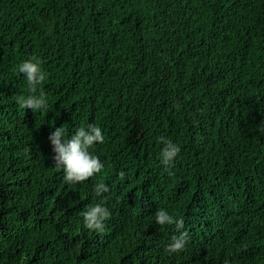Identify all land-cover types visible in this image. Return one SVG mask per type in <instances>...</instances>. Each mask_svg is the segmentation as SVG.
<instances>
[{
	"label": "trees",
	"instance_id": "1",
	"mask_svg": "<svg viewBox=\"0 0 264 264\" xmlns=\"http://www.w3.org/2000/svg\"><path fill=\"white\" fill-rule=\"evenodd\" d=\"M32 57L46 113L18 103ZM88 123L105 168L72 185L48 136ZM98 202L102 233L83 227ZM0 264H264V0H0Z\"/></svg>",
	"mask_w": 264,
	"mask_h": 264
},
{
	"label": "clouds",
	"instance_id": "2",
	"mask_svg": "<svg viewBox=\"0 0 264 264\" xmlns=\"http://www.w3.org/2000/svg\"><path fill=\"white\" fill-rule=\"evenodd\" d=\"M41 64L39 59L32 57L24 60L18 67V71L26 80L29 92L27 97H19L18 103L23 110H30L34 114L49 111L47 97L41 90L48 76L42 70ZM66 131L61 125L54 127L49 133L51 160L57 169L63 171L66 182L76 185L88 181L104 170L105 164L99 155L94 154V149L97 144L105 142V135L102 128L94 123L79 127L70 135H67ZM159 141L162 147L158 159L160 164L168 169L181 153V147L164 136L159 137ZM92 191L96 198L102 199L103 195L110 191V187L107 183L97 182L93 185ZM111 215L112 212L105 203L89 205L83 212V227L95 233H102ZM155 223L162 227L174 224L177 230L184 228L183 218L173 216L166 208L158 209ZM186 245L187 232L180 231L178 235L172 236L171 241L165 246V251L169 255L179 254L186 250Z\"/></svg>",
	"mask_w": 264,
	"mask_h": 264
}]
</instances>
